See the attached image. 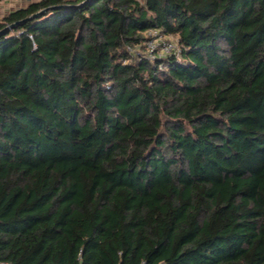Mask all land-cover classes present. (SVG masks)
<instances>
[{"label": "trees", "instance_id": "trees-1", "mask_svg": "<svg viewBox=\"0 0 264 264\" xmlns=\"http://www.w3.org/2000/svg\"><path fill=\"white\" fill-rule=\"evenodd\" d=\"M0 262L264 264V0L4 14Z\"/></svg>", "mask_w": 264, "mask_h": 264}, {"label": "built area", "instance_id": "built-area-1", "mask_svg": "<svg viewBox=\"0 0 264 264\" xmlns=\"http://www.w3.org/2000/svg\"><path fill=\"white\" fill-rule=\"evenodd\" d=\"M149 39L144 42V56L152 59L154 57H164L174 55L180 56L181 48L177 40L171 36H162L158 34L157 30L148 31ZM129 52L136 53L135 49L128 47ZM2 264H8L1 262Z\"/></svg>", "mask_w": 264, "mask_h": 264}, {"label": "rangeland", "instance_id": "rangeland-1", "mask_svg": "<svg viewBox=\"0 0 264 264\" xmlns=\"http://www.w3.org/2000/svg\"><path fill=\"white\" fill-rule=\"evenodd\" d=\"M28 0H16V1H9V0H3L0 2V16L5 13L6 10H12L14 8H17L19 6H24L26 5Z\"/></svg>", "mask_w": 264, "mask_h": 264}, {"label": "water", "instance_id": "water-1", "mask_svg": "<svg viewBox=\"0 0 264 264\" xmlns=\"http://www.w3.org/2000/svg\"><path fill=\"white\" fill-rule=\"evenodd\" d=\"M43 11H44V10H40V11H38V12L32 14V15L29 16V17H35V16H37L38 14L42 13ZM13 25H15V23L11 24L10 26H13Z\"/></svg>", "mask_w": 264, "mask_h": 264}, {"label": "crops", "instance_id": "crops-1", "mask_svg": "<svg viewBox=\"0 0 264 264\" xmlns=\"http://www.w3.org/2000/svg\"><path fill=\"white\" fill-rule=\"evenodd\" d=\"M9 1H11V0H9ZM12 1H16V0H12ZM0 2H2V1H0ZM0 8H2V7H0ZM7 12H8V10H6L5 13H3V14L0 16V18H1L4 14H6ZM0 264H2V263L0 262Z\"/></svg>", "mask_w": 264, "mask_h": 264}]
</instances>
